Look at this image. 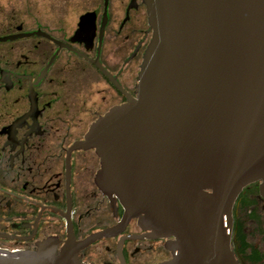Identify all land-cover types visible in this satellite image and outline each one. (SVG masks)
I'll use <instances>...</instances> for the list:
<instances>
[{
    "label": "flooded vegetation",
    "instance_id": "flooded-vegetation-1",
    "mask_svg": "<svg viewBox=\"0 0 264 264\" xmlns=\"http://www.w3.org/2000/svg\"><path fill=\"white\" fill-rule=\"evenodd\" d=\"M100 2L0 0V251L58 256L73 237L84 242L123 218L118 199L98 187V152L72 148L137 98L153 34L146 0ZM176 241L133 219L77 256L81 264H163ZM231 250L237 264H264L263 181L234 204Z\"/></svg>",
    "mask_w": 264,
    "mask_h": 264
},
{
    "label": "water",
    "instance_id": "water-1",
    "mask_svg": "<svg viewBox=\"0 0 264 264\" xmlns=\"http://www.w3.org/2000/svg\"><path fill=\"white\" fill-rule=\"evenodd\" d=\"M146 6L153 35L137 98L72 148L98 152V187L122 205L121 222L84 242L73 237L58 256L0 251V264H81L79 250L133 219L177 239L163 264H237L234 204L264 182V0Z\"/></svg>",
    "mask_w": 264,
    "mask_h": 264
},
{
    "label": "rangeland",
    "instance_id": "rangeland-1",
    "mask_svg": "<svg viewBox=\"0 0 264 264\" xmlns=\"http://www.w3.org/2000/svg\"><path fill=\"white\" fill-rule=\"evenodd\" d=\"M87 1H90V0H87ZM92 1H94V0H92ZM98 1V3L100 2V0H97ZM101 3V2H100Z\"/></svg>",
    "mask_w": 264,
    "mask_h": 264
}]
</instances>
